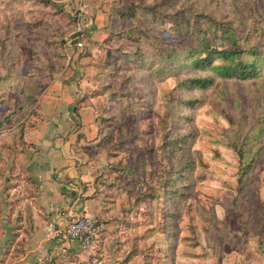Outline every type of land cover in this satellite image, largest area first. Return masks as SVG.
<instances>
[{"label":"rangeland","instance_id":"1","mask_svg":"<svg viewBox=\"0 0 264 264\" xmlns=\"http://www.w3.org/2000/svg\"><path fill=\"white\" fill-rule=\"evenodd\" d=\"M236 1L245 4L244 30L264 25V0ZM51 2L54 6L0 0V36L7 35L0 41V178L9 164L5 159L14 158L20 137L36 124L29 97L38 104L37 91L53 84L75 57L87 80L84 99L102 128L98 144L110 160L96 183L126 228L115 244L124 263L264 264V77L218 80L209 90L184 92L183 98L204 103L177 106L181 117L172 125L166 102L179 81L198 72L178 71L174 62L156 59L154 51L158 43L175 53L195 46L190 11L214 14L220 6L219 13L232 16L231 0ZM130 7H135L132 18L116 15ZM171 14L179 15L170 19ZM90 22L103 26L99 39L86 27ZM130 30L141 36L139 44L124 35ZM138 45L146 52L142 62L133 55ZM48 59L62 63L52 75ZM148 59L156 60L155 66L143 70ZM168 132L186 136L188 143L169 153ZM230 141L252 161L242 182ZM188 160L194 166L174 177L183 196L165 194L170 170L180 171ZM139 197L143 202L135 206Z\"/></svg>","mask_w":264,"mask_h":264},{"label":"crops","instance_id":"2","mask_svg":"<svg viewBox=\"0 0 264 264\" xmlns=\"http://www.w3.org/2000/svg\"><path fill=\"white\" fill-rule=\"evenodd\" d=\"M86 27L92 28L93 39L102 35L100 23ZM70 63L39 97L36 124L26 133L24 147L5 159L0 264H94L78 242L54 238L58 229L86 215L105 225L96 248L102 264H125L115 244L126 228L96 183L110 160L98 147L96 112L84 99L83 62L74 57Z\"/></svg>","mask_w":264,"mask_h":264},{"label":"trees","instance_id":"3","mask_svg":"<svg viewBox=\"0 0 264 264\" xmlns=\"http://www.w3.org/2000/svg\"><path fill=\"white\" fill-rule=\"evenodd\" d=\"M40 3L45 6H54L51 0H39ZM252 2H257L256 0ZM231 6L233 8L232 16L228 14H221L220 6L215 13H209L203 11L205 9L190 11V18L192 20L193 34L195 36L196 45L193 47H184L180 53H175L168 48H164L160 45L154 46L156 52V59L167 60L169 63L174 62L177 65L178 71L190 70V72L197 71L198 75H189L179 81L172 90V98L170 102H166L169 110L170 123L175 124L176 119L181 116L177 114L176 107L180 108L192 107L196 104H203L204 100L200 98H183L184 92L190 91H206L220 81H250L264 77V25H260V22L256 25H252L250 29H245V16L244 3H238L236 0H231ZM147 11L154 12L156 15H160L156 8H145ZM185 13V12H182ZM135 7L124 8L123 11L116 15H119L123 19L132 18L135 15ZM179 14H171L170 19H176ZM165 17V16H164ZM167 17V16H166ZM255 21V20H254ZM186 29V28H185ZM127 37L132 39L134 43L139 44L142 41L141 36L133 32L127 31ZM7 35L0 36L1 43L6 41ZM138 57L140 62L143 61L146 52L141 46H137L136 52L133 54ZM156 61V60H155ZM154 60H147V66L145 62L142 64L143 70L152 69L155 66ZM47 69L50 75L58 72L59 66L62 63H53L50 59L47 60ZM159 73H164V69L158 70ZM202 74V75H201ZM48 85V84H46ZM44 85V86H46ZM50 85L41 87L37 91L36 95H42L48 89ZM31 110L37 109V101L33 97H29L28 108ZM99 127V139L101 134ZM25 135L20 137L22 146L25 144ZM170 137V142L166 144V149L169 153H173L175 148L181 149L182 145L188 142L186 136H179L176 138L172 136L170 132L165 136ZM183 141V142H179ZM230 147L233 148L239 157L240 162V181L242 182L246 173L252 167V161H249L248 152L242 148H238L235 143L230 141ZM100 147V145L98 146ZM166 150V151H167ZM194 164L191 160L186 162V165H181L179 170H170L171 177L166 176L163 182V190L165 194H172L174 196L179 193L183 196L180 188L176 186L177 178L175 176H183L181 170L183 167L191 168ZM123 171H127L124 169ZM133 173V169L127 171V173ZM181 173V174H180ZM169 174V175H170ZM143 202V198H137L134 205L138 206ZM126 263V261H125Z\"/></svg>","mask_w":264,"mask_h":264},{"label":"built area","instance_id":"4","mask_svg":"<svg viewBox=\"0 0 264 264\" xmlns=\"http://www.w3.org/2000/svg\"><path fill=\"white\" fill-rule=\"evenodd\" d=\"M104 231L105 225L97 217L86 215L72 219L65 227L58 229L54 238L78 242L94 264H102L96 248Z\"/></svg>","mask_w":264,"mask_h":264}]
</instances>
